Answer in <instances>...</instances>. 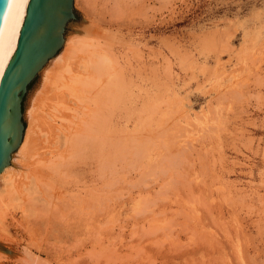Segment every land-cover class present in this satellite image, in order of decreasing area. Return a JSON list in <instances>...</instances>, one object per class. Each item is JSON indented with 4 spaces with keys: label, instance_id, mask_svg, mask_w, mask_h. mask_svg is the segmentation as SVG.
<instances>
[{
    "label": "rangeland",
    "instance_id": "obj_1",
    "mask_svg": "<svg viewBox=\"0 0 264 264\" xmlns=\"http://www.w3.org/2000/svg\"><path fill=\"white\" fill-rule=\"evenodd\" d=\"M73 8L63 49L106 33L113 73L43 190L0 180V264H264V0Z\"/></svg>",
    "mask_w": 264,
    "mask_h": 264
},
{
    "label": "bare ground",
    "instance_id": "obj_2",
    "mask_svg": "<svg viewBox=\"0 0 264 264\" xmlns=\"http://www.w3.org/2000/svg\"><path fill=\"white\" fill-rule=\"evenodd\" d=\"M28 2L29 0H8L0 27V79L16 49ZM105 34L79 36L72 44L67 41L70 44L63 49L65 39L63 51L61 49L38 72L37 75L42 76V82L34 91L28 110L23 113L25 128L22 142L12 154L10 164L0 172V180L5 183L7 196L10 195L14 200L24 199L25 191L31 183L43 190V185H46L51 175L47 173V169L63 161L72 136L79 130L77 125L80 127L85 119L83 115L86 111L82 110L84 106L80 102L82 97L79 93L88 89L80 91V88H84L80 84L88 81L83 85H89L93 78L103 77L113 66L109 49L102 47V41L99 40L105 38ZM104 43L108 45L107 42ZM147 109L151 116V111L148 107ZM63 141L65 152L61 151ZM3 199L6 198L2 197V201ZM2 241L0 239L1 243Z\"/></svg>",
    "mask_w": 264,
    "mask_h": 264
},
{
    "label": "water",
    "instance_id": "obj_3",
    "mask_svg": "<svg viewBox=\"0 0 264 264\" xmlns=\"http://www.w3.org/2000/svg\"><path fill=\"white\" fill-rule=\"evenodd\" d=\"M74 0H29L16 49L0 79V172L22 142L23 100L38 72L63 47ZM8 0H0V27ZM0 249L11 252L0 242Z\"/></svg>",
    "mask_w": 264,
    "mask_h": 264
}]
</instances>
